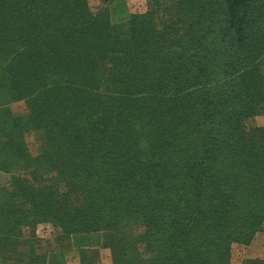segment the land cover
<instances>
[{
	"label": "trees",
	"instance_id": "16d2710c",
	"mask_svg": "<svg viewBox=\"0 0 264 264\" xmlns=\"http://www.w3.org/2000/svg\"><path fill=\"white\" fill-rule=\"evenodd\" d=\"M145 4L0 0V171L36 173L0 186L11 263H54L18 248L36 219L103 230L116 264H229L259 228L264 131L240 126L264 104V0ZM50 171L64 198L39 191Z\"/></svg>",
	"mask_w": 264,
	"mask_h": 264
},
{
	"label": "rangeland",
	"instance_id": "374dc122",
	"mask_svg": "<svg viewBox=\"0 0 264 264\" xmlns=\"http://www.w3.org/2000/svg\"><path fill=\"white\" fill-rule=\"evenodd\" d=\"M145 2H147V0H145ZM145 2L142 0V6L140 3H137L136 6L139 5V7H142V10H144L146 9ZM98 6L99 3L97 1L90 2L92 10L95 11ZM137 11L139 10H136V13ZM11 109L13 114H20L25 111L22 102L12 104ZM240 128L243 129L245 133L257 129L264 131V104L258 114L252 117H244ZM36 138L37 137L32 132L25 136L28 152L33 159H35L37 155H42L44 157V154L40 153L38 149ZM109 143L114 144V141H110ZM45 153L48 152L45 151ZM43 160L45 161V159ZM59 164L62 165L63 162H59ZM54 166L58 165L54 164ZM59 167L62 168V166ZM54 173V171H50V173L45 172L44 175H42L43 179L39 180L38 187L39 191L43 189V196L47 195V193H53L55 200H59L60 198H64L72 188V184L70 183L71 178H65L60 175L55 176ZM35 174V169L32 165L25 170H19L17 167H10L8 170L0 171V186L6 188L9 192L12 190L13 185H16L13 182V178H19L27 181L36 188V182L32 179ZM62 180L67 182L64 188L60 185V181ZM68 196L66 197L67 199ZM25 205L28 206V204H24V206ZM113 208H115V204L113 207H107L108 210ZM118 213V222L121 223L125 221V217L123 216L125 215V211H120L118 208ZM30 218L44 217L40 214L37 217ZM34 221V225L28 227V230L22 235L21 245L18 246L19 250H22V252L23 249L26 250L27 247H32L37 255L40 257L47 256L48 258H52L55 264H116V260L113 258L116 249L104 239L103 230L95 231V228L89 227L84 229L85 232L74 235V233H69L68 229L63 227L62 223H56L47 219H36ZM111 236L112 235H110V237ZM228 256L229 264H245L246 262L262 261L264 259V218L247 244L232 243L230 245ZM13 257L14 256L6 257L3 250L0 249V264H13L10 262ZM34 264H36V262H34ZM46 264L52 263L49 262ZM120 264L124 263L121 262ZM127 264H131V262Z\"/></svg>",
	"mask_w": 264,
	"mask_h": 264
},
{
	"label": "crops",
	"instance_id": "0c3cea01",
	"mask_svg": "<svg viewBox=\"0 0 264 264\" xmlns=\"http://www.w3.org/2000/svg\"><path fill=\"white\" fill-rule=\"evenodd\" d=\"M141 1L142 0H124V2H125V6L128 8V10H129V12L130 13H136V10H139V11H137V13H142V12H144V10H142V7H139V5H137L136 6V4L138 3H140V5H141ZM144 2H145V0H144ZM133 6V7H132ZM142 6V5H141ZM135 7V8H134ZM142 10V11H141ZM94 11V10H93Z\"/></svg>",
	"mask_w": 264,
	"mask_h": 264
}]
</instances>
